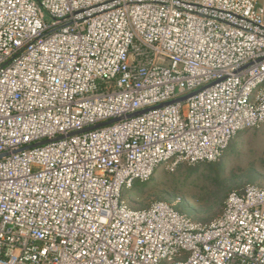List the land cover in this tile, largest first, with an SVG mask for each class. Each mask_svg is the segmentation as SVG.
<instances>
[{
  "label": "built area",
  "instance_id": "2783aa9c",
  "mask_svg": "<svg viewBox=\"0 0 264 264\" xmlns=\"http://www.w3.org/2000/svg\"><path fill=\"white\" fill-rule=\"evenodd\" d=\"M263 125L260 0H0V264H264V188L206 225L123 194Z\"/></svg>",
  "mask_w": 264,
  "mask_h": 264
},
{
  "label": "rangeland",
  "instance_id": "374dc122",
  "mask_svg": "<svg viewBox=\"0 0 264 264\" xmlns=\"http://www.w3.org/2000/svg\"><path fill=\"white\" fill-rule=\"evenodd\" d=\"M226 152L216 164H183L173 172L163 165L146 185L124 188V201L139 210L168 202L193 221L210 224L223 215L232 192L264 188V125L239 132Z\"/></svg>",
  "mask_w": 264,
  "mask_h": 264
},
{
  "label": "water",
  "instance_id": "95a60500",
  "mask_svg": "<svg viewBox=\"0 0 264 264\" xmlns=\"http://www.w3.org/2000/svg\"><path fill=\"white\" fill-rule=\"evenodd\" d=\"M209 87L210 86H208L206 88H209ZM206 88H203L202 90H199V91H196L194 93H191V94H189L187 96L178 98V99L173 100L171 102H168V103L159 105L157 107L149 108L147 110H143V111L137 112L135 114L128 115L126 118L125 117H122V118L114 119V120L109 121L107 123H103V124H100V125H96V126H93V127L86 128V129L81 130V131H77V132L71 133V134H69L67 136L57 137V138L52 139V140H47V141H43V142L37 143V144L32 145V146H28V147H26L24 149L15 151L14 154H18V153L24 152V151L29 150V149H32V148L45 146V145L50 144V143L59 142V141H62V140H65L67 138H71V137H74V136L82 135V134L88 133L90 131H94V130L100 129V128L105 127V126H109V125L114 124V123L122 122L125 119H131V118H134V117H137V116H141V115H144L147 112H150V111H153V110H157V109H162V108H165V107L170 106V105H173V104H182V103H185L187 100H189L192 97L196 96L198 93H200L201 91H203ZM8 156H9V154H2V155H0V160L1 159H5Z\"/></svg>",
  "mask_w": 264,
  "mask_h": 264
},
{
  "label": "trees",
  "instance_id": "16d2710c",
  "mask_svg": "<svg viewBox=\"0 0 264 264\" xmlns=\"http://www.w3.org/2000/svg\"><path fill=\"white\" fill-rule=\"evenodd\" d=\"M229 148H230V147H229ZM229 148H228V149H229ZM228 149H227V150H228ZM227 150L224 151L222 157H224V155H226V153H227L226 151H227ZM221 160H222V158H221ZM221 160H219L218 162L207 163V164H216V163H219ZM181 166H182V165H181ZM181 166H180V167H181ZM146 184H147V183H142L141 185L143 186V185H146ZM162 202H164V201H162ZM166 203H168V202H166ZM133 209H135V210H139V209H136V208H134V207H133ZM141 210H144V209H141Z\"/></svg>",
  "mask_w": 264,
  "mask_h": 264
},
{
  "label": "crops",
  "instance_id": "0c3cea01",
  "mask_svg": "<svg viewBox=\"0 0 264 264\" xmlns=\"http://www.w3.org/2000/svg\"><path fill=\"white\" fill-rule=\"evenodd\" d=\"M260 5L264 7V0H260Z\"/></svg>",
  "mask_w": 264,
  "mask_h": 264
}]
</instances>
